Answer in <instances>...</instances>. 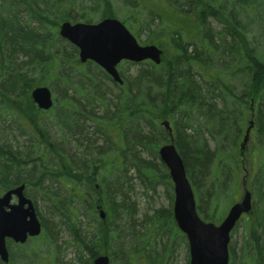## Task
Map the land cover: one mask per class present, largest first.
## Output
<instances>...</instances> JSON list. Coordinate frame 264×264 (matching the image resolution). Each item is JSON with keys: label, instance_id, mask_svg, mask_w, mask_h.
Here are the masks:
<instances>
[{"label": "trees", "instance_id": "trees-1", "mask_svg": "<svg viewBox=\"0 0 264 264\" xmlns=\"http://www.w3.org/2000/svg\"><path fill=\"white\" fill-rule=\"evenodd\" d=\"M88 1L0 0V110H20L32 121L37 109L31 89L36 85H47L52 91L58 88L56 120L62 131L60 139L45 150L47 155L55 151V164L42 161L44 150L37 151L35 143L3 158L0 189L25 183L28 194L30 189L37 190L45 216L38 213L42 232L32 238L34 243L52 244L56 225L61 223L69 229L79 252L86 251L85 264H91L99 253H109L117 264H171L174 245L165 240L158 246L154 238L163 237L164 231L168 236L175 228L171 206L156 209L135 223L128 172L133 169L148 190L155 191L157 185L170 188L167 169L156 162L158 146L168 141L159 122L168 119L199 198V213L206 220L217 219L213 203L236 182L235 158L253 102L254 137L263 156L254 184L264 194V54L249 38L255 19L264 25V5L259 0H185L183 17L165 0H121L119 8L111 0ZM78 4L79 12L74 15L71 11ZM140 7L145 14L139 12ZM119 15L139 42L162 49L159 64L124 61L127 67H138L127 78L120 71L122 85L92 61L81 63L78 49L58 34L63 20ZM171 15L175 18L169 19ZM216 18L222 24L219 30L211 25ZM166 21L171 28L162 32ZM260 35L264 38V29ZM86 93L113 105L103 117L104 122L115 121L120 132L117 140L107 136L110 128L90 130L84 121L92 119V114L72 108L69 100L76 98L83 107L80 97ZM32 137L36 139L37 133ZM70 141L72 152L66 151ZM3 144L0 157L2 148L12 150ZM29 196L38 205L37 197ZM99 209H104V219L98 217ZM137 226L146 229L144 235L132 233ZM258 227L262 238L254 232L250 247L240 255L245 259L264 257V212ZM29 242L8 243L6 264H37L27 250ZM231 257H235L233 248Z\"/></svg>", "mask_w": 264, "mask_h": 264}, {"label": "water", "instance_id": "water-1", "mask_svg": "<svg viewBox=\"0 0 264 264\" xmlns=\"http://www.w3.org/2000/svg\"><path fill=\"white\" fill-rule=\"evenodd\" d=\"M59 34L78 48L81 62L93 60L117 82H121V78L116 65L122 59L133 62L150 59L155 63L161 60L162 50L158 46L139 44L126 26L114 17H106L95 23L64 21L59 26ZM31 96L40 108L48 109L52 105L51 92L46 86L35 87ZM162 124L170 131L167 121ZM158 154L173 181V216L188 239V264H228L229 232L240 215L250 210L251 193L244 189L240 200L231 205L218 225L205 222L196 212L193 191L174 143L171 141L160 146ZM23 187L20 185L0 196V259L4 262L8 260L6 238L23 243L28 236H35L41 231V223L31 200L22 194ZM13 195L17 203L10 204ZM99 215L103 218L104 212L101 210ZM93 264H109V258L99 255Z\"/></svg>", "mask_w": 264, "mask_h": 264}, {"label": "rangeland", "instance_id": "rangeland-1", "mask_svg": "<svg viewBox=\"0 0 264 264\" xmlns=\"http://www.w3.org/2000/svg\"><path fill=\"white\" fill-rule=\"evenodd\" d=\"M165 1H167L169 4H173V8L177 9V13L179 15H183V17L186 15L185 11L183 12V10H181L183 5L186 4V3L184 4L185 0H165ZM165 1H163L162 3L164 6L167 5V2L165 3ZM259 1H260V6H263L264 5L263 1L262 0H259ZM81 2L83 4L91 3V1L89 2L88 0H81ZM111 2L113 3V6L115 8L121 7V0H111ZM216 3L217 2L213 3L214 7ZM220 4H221V1L220 3L216 5H220ZM75 7H77L78 9L74 8L71 12L72 14L77 15L76 11L78 10L79 12V4L76 5ZM145 11L146 10L144 8L142 7L139 8V12H141V14H145ZM118 18L121 19V15H119ZM172 18H175V16L171 15L169 17V19H172ZM93 20L94 21L98 20V17H94ZM211 23H212L211 24L212 27L215 28V30H219L222 26V24L220 23L218 19H216V21L211 20ZM251 26H252V31L249 34V38H252L254 40V43L256 44V47L258 48L259 52L261 54H264V38L262 37V35H260L262 30L264 29V25L260 23H256V24H251ZM170 28L171 26L169 25V21H166L163 24L162 32H166ZM127 66L128 65L124 62L120 63L118 66V70L122 71L123 74H126L125 76L126 78L134 74L138 67V66H132V65L131 66L129 65L130 67H127ZM54 91H53V95L56 97H57V93H61V91L58 88L54 89ZM90 91H93V89H90ZM59 98L62 101V98L61 97ZM71 101L73 103L72 107L74 108H80V109L82 108L85 112H88L91 114L96 112L97 117L95 119H92V120L88 119L87 121H84L87 127L89 126L90 130L97 131L99 129L103 130V129L110 128L107 134L108 137H111L112 139L114 138L116 140L118 139V137H120V132L117 130V127L114 125L115 121L113 119L110 121L108 120L107 122H104L106 120V118L103 117L105 115L104 114L105 109L111 106V108L109 109L111 111L113 110V105H109V102L106 98L91 99L90 95L86 93L84 100L81 102L83 103V107L78 105L77 102L79 101L76 98L74 100L71 99ZM58 106L60 105H57V102H56V106L54 107V110L51 109L49 112H47L48 113L47 115L45 116L41 115L37 119V122L42 124V128H44L43 127L44 125L46 126L47 130L45 131L50 136L49 138L51 139V141L55 140L56 142L60 139V136H59L60 131L57 126V120H56V115H55L58 109ZM69 107L71 110V106ZM61 109H62V113H64L65 112L64 106H61ZM0 113H1L0 114V143L1 142L4 143L5 144L4 147L9 145L15 150H18V151L22 150L24 146L27 145L28 143L27 136L21 133L23 131L21 129H20V135H18L15 129H13L14 131L11 133V135H9L8 133L10 132L5 129V125L12 124L13 116L5 111H1ZM23 127H24L23 124L20 122V128H23ZM47 133H44V136L46 137L45 138L46 141L48 137ZM6 134L8 135L6 136ZM253 136L254 135L252 133L250 140L247 144V148L251 146L250 148L252 149V146H254ZM69 138H70L69 136H66V139H69ZM70 144H72L71 141H70ZM71 148L74 149V144L71 145ZM66 151L72 152L71 150H67V149ZM144 155L146 156L145 157L146 159H152V157L150 156V153L148 154L144 153ZM235 160H236V166H237L236 182H234L235 185L234 187L232 185L231 190L230 189L227 190V192L229 191V194L227 196H221L216 201V205L214 206V211L216 213V216L220 214H221V217L224 216L229 206L236 199L237 200L239 199L242 193V190H243V184H242L243 179L246 182L245 185L249 189L251 190L255 189L257 191L256 186L254 184L253 176L256 173L258 165H259L258 151H257V155L254 156V155H251L250 151H248L247 153V150H246L243 155L241 156L236 155ZM156 161H159V160H156ZM128 175H129V180L132 183V189H133V191H131L130 201L132 202L134 201L135 208H136V212L134 215L135 223L138 224L139 222L142 221V219H145L147 216L154 213L156 209L167 208L169 206V202H170L169 197H170V192L172 191L171 189L166 190L163 185H157L155 188V191L148 190L142 184L141 180H139L135 176L137 174L133 169L132 171L128 172ZM196 198L199 200L197 195H196ZM254 201L256 202L254 206L255 207L254 209L256 212L257 209H259L260 207L261 208L263 207L264 202L258 203V199L256 196L254 197ZM40 211L42 215L45 216V208L40 206ZM253 216L254 215L248 216L247 220L244 218L240 219L239 222L236 224L235 228L231 232L230 245L233 246V253L235 257L234 258L232 257L230 264H246L245 257L243 258L240 255L242 254V252L247 251V249L250 247V244L252 243V236H251V233L249 232V229L251 226V217ZM158 228L162 229V227H158ZM56 229H57L56 238L52 244L50 245L44 244V243L37 244V243H34L33 241L27 245V248H28L27 250L32 251L33 260L37 258L36 260L37 264H85L87 260L86 258L87 253L83 252L82 254H80L78 252V247L76 243L72 240L71 233L69 229L66 227V225L60 223L59 225H56ZM151 229L153 232L155 230L154 226ZM145 231L146 229L144 230L143 226L142 227L137 226V229L131 232L132 233H143L144 232L143 233L144 235ZM161 231H163V229ZM258 234L261 239L262 238L261 231L259 229H258ZM254 235L255 234L253 232V236ZM126 238L131 239L130 236ZM154 238L155 240H157L156 244L158 246H160L165 240L168 241V243L174 245L175 249L173 252V256L170 260L171 264H186L187 263L189 255H188V247L186 246V243H185V238L184 239L181 238L179 234H176L172 228L170 229L168 236L165 235V231H164L163 237L158 236ZM32 246H34L35 248L33 249ZM14 250H17V248L14 247ZM246 260L247 262H250L249 258H246ZM251 263H255V261H251ZM259 264H264V260L260 259Z\"/></svg>", "mask_w": 264, "mask_h": 264}, {"label": "flooded vegetation", "instance_id": "flooded-vegetation-1", "mask_svg": "<svg viewBox=\"0 0 264 264\" xmlns=\"http://www.w3.org/2000/svg\"><path fill=\"white\" fill-rule=\"evenodd\" d=\"M20 94H23V89H22V88L20 89ZM6 130L8 131V129H6ZM10 132H11V131H10ZM8 134H9V133H8ZM8 134H7V135H8ZM246 150H247V153H248V151H250V146H249L248 148H247V146H246L245 151H246ZM250 152H251V151H250ZM11 153H12V152H9V151L6 152L7 155H9V154H11ZM13 153H14V152H13Z\"/></svg>", "mask_w": 264, "mask_h": 264}]
</instances>
